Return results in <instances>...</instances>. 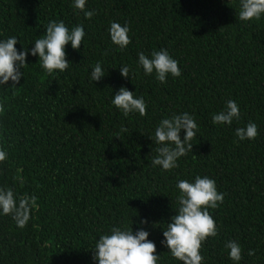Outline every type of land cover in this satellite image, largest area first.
<instances>
[{
    "label": "trees",
    "instance_id": "16d2710c",
    "mask_svg": "<svg viewBox=\"0 0 264 264\" xmlns=\"http://www.w3.org/2000/svg\"><path fill=\"white\" fill-rule=\"evenodd\" d=\"M86 9L96 14L86 19L73 0H0V39L16 36L18 50L31 48L50 20L82 24L86 33L79 50L66 46V71L48 74L29 55L19 83L0 87V147L8 153L0 186L37 198L22 229L0 215V264H95L91 247L99 235L131 221L135 231L144 217L157 224L139 226L156 243L159 264H182L160 244L161 227L178 207L177 181L196 175L215 179L224 193L209 209L218 235L203 242V264H233L229 240L241 245L239 264H264V16L241 21L240 0H88ZM113 21L130 26L126 49L110 41ZM161 48L181 69L166 84L137 63L139 52ZM97 61L107 73L91 82ZM121 65L131 79L120 75ZM121 86L145 99L146 115L124 116L112 105ZM229 99L240 120L214 125L212 114ZM183 112L199 131L179 166L164 171L152 165L158 145L148 135L161 119ZM249 122L257 137L238 141L235 129Z\"/></svg>",
    "mask_w": 264,
    "mask_h": 264
},
{
    "label": "clouds",
    "instance_id": "9594fccd",
    "mask_svg": "<svg viewBox=\"0 0 264 264\" xmlns=\"http://www.w3.org/2000/svg\"><path fill=\"white\" fill-rule=\"evenodd\" d=\"M88 0H73L74 9L83 12L86 19H91L95 10L86 9ZM264 16V0H240L238 18L241 21L260 19ZM109 37L112 44L123 50L131 43L128 23L121 25L117 21L110 23ZM86 33L84 26L78 24L69 27L62 20H50L42 37L31 43L32 47L22 46L18 50L17 37L11 36L0 39V87L8 88L16 86L21 77H24V68L29 64V55L39 58L41 67L48 73L56 71L64 72L69 68L70 60L67 59L66 46L79 50ZM137 63L143 69L146 76L154 75L161 84H166L169 76L180 77L181 69L178 61L173 58L165 48L152 50L149 54L139 52ZM129 67L119 66L120 75L130 78ZM107 69L100 61L91 66V82H99L106 75ZM131 79V78H130ZM11 81V84L8 82ZM7 85V87H5ZM112 105L128 116L138 113L146 115L147 104L142 96H136L134 90L121 86L112 95ZM6 110V105L0 102V115ZM240 109L235 100L229 99L225 107L212 114L211 121L214 125H231L234 120H240ZM183 130V138L181 131ZM127 129L122 128L121 132ZM199 126L194 117L183 112L173 114L160 120L155 128L154 136L148 135L158 147L156 155L152 159L153 166H159L164 171H170L179 166L178 161L192 151V140L196 137ZM258 135L257 125L249 122L244 127L235 129L238 141L252 140ZM120 137L119 134L114 135ZM8 153L0 147V163L6 161ZM17 169L15 180L21 185L24 178ZM176 188L179 190L176 196L178 207L172 215L166 228H162L160 244L166 247L171 256L182 264H203L204 257L201 247L208 237H216L218 228L209 209L219 207L224 200V193L217 190L216 181L208 176L196 175L193 180H178ZM37 208L35 195L25 194L18 196L12 188L0 186V215H10L18 228H24L32 218V212ZM131 221V220H130ZM131 221L129 224L114 225L106 233L95 239L93 257L95 264H159L160 253H157V245L149 240V231L139 225L151 223L156 227V222H150L146 217L140 218L137 228L133 231ZM224 247L228 249V257L233 264H239L242 259L241 245L235 240H229ZM252 255V250H249Z\"/></svg>",
    "mask_w": 264,
    "mask_h": 264
}]
</instances>
